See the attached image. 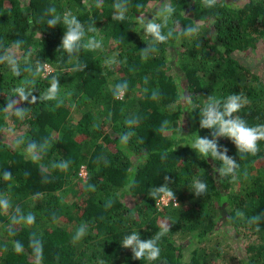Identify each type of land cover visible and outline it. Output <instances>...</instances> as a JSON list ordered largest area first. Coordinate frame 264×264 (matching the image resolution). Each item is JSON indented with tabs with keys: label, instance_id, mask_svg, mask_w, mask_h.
Segmentation results:
<instances>
[{
	"label": "trees",
	"instance_id": "trees-1",
	"mask_svg": "<svg viewBox=\"0 0 264 264\" xmlns=\"http://www.w3.org/2000/svg\"><path fill=\"white\" fill-rule=\"evenodd\" d=\"M113 2L0 0V51L22 41L14 53L22 69L26 58L33 69L37 60L51 67L33 77L26 71L16 76L0 64V199L9 202L7 210L0 209V264H264V218L259 231L248 222L264 213V141L251 155L237 153L221 138L219 146L239 169L235 181L220 178L213 172L220 162L200 158L189 147L193 134L211 138V130L200 128L199 107L189 113L183 102L185 92L198 106L210 95L241 94L247 104L238 115L250 126L264 124V80L234 56L264 44V0H217L211 9L201 0H167L175 12L163 31L171 29L173 36L146 59L141 51L151 37L139 19L151 3L165 0H131L123 21L113 20ZM53 6L58 14L70 11L85 30H98L102 47L80 52L83 71H72L77 61L59 50L63 25L47 27L45 13ZM197 24L198 35H181ZM54 77L61 85L60 106L20 104L27 109L23 120L3 111L8 98L18 99L14 89L22 81H34L38 98ZM125 83L117 93L116 86ZM129 119L138 122L129 128ZM128 131L135 134L125 145L119 138ZM30 141L48 142L38 161L25 152ZM62 162L66 170L58 167ZM166 176L179 207L159 208L148 195ZM194 178L207 182L203 196L191 191ZM29 214L32 224L13 223ZM225 222L241 242L234 254L226 242L230 237L217 234ZM162 224L170 230L159 242L157 261L134 260L121 247L126 235L135 231L150 239ZM81 226L85 232L77 238Z\"/></svg>",
	"mask_w": 264,
	"mask_h": 264
},
{
	"label": "clouds",
	"instance_id": "clouds-1",
	"mask_svg": "<svg viewBox=\"0 0 264 264\" xmlns=\"http://www.w3.org/2000/svg\"><path fill=\"white\" fill-rule=\"evenodd\" d=\"M102 0H97V6H100ZM202 6L205 8H213L217 4V0H201ZM131 0H114L112 4L113 8V20L123 21L126 18V14L129 10ZM175 8L170 4H165L158 12L157 16L161 18L160 23L156 22V19L147 20L146 18H140L139 24L143 28L146 36L151 37L150 44L146 49L141 51L142 58H147L150 53L156 52L157 45L167 42L172 36L173 31H169L165 34L163 29L167 26L169 19L173 16ZM48 17L46 24L48 28H54L57 25L62 24L65 32L61 41L60 49L67 54L69 62L77 61L76 66L72 68V71H83L86 65L78 63V57L82 50L94 51L102 47V42L97 40L96 33L97 28L89 26L85 30L81 21L73 15L70 11H66L63 14H58L56 8L49 7L45 13ZM199 25L185 27L181 33L183 36L194 37L198 35ZM91 33L92 35H89ZM23 42L17 41L16 48H19ZM30 55V54H29ZM114 61L108 60L105 63L111 64ZM0 64H5L9 70L16 76H20L22 71H26L32 74L33 77L38 76L42 70L47 66L45 62L37 60L35 62V69H33L30 61L26 58L24 61V68H21L19 59L9 49L0 51ZM33 80L22 81L21 86L14 89V94L18 99L8 98L6 100V108L3 109L9 116L14 115L20 120H23L27 114V109L19 107L20 104H33L37 100L44 101H57V106L63 103L60 99V88L58 78H52L49 82L48 88L39 95L37 98L33 95L34 88ZM127 85L119 84L116 86L117 93H122L126 89ZM183 102L189 109V113L195 112V109L199 107V126L201 129L211 130V138L208 136L201 137L198 133L193 134L190 148L195 151L198 157L207 159L211 158L212 161H219V167L213 168V172H218L219 177H230L233 181L237 178V170L239 169V163L235 158L230 157L227 152V148H221L218 141L221 138L229 139L236 147L239 154H251L255 155L259 151L258 144L264 141V124H256L250 126L247 121L242 118L238 113L247 104V99L241 94H230L226 98L220 99L214 95L208 96L202 106H198L193 103L192 97L189 93L185 92L183 95ZM138 121L136 119H129L126 124L131 128ZM165 125L161 126V130H165ZM135 133L128 131L120 136L122 144H127L130 138ZM22 140L17 141V145L22 144ZM48 142L37 144L35 141H30L25 147V152L30 156L33 161H38L44 151L48 148ZM61 169L66 170L68 167L67 162H62L58 165ZM4 179H11V172L5 171ZM165 183L160 187L153 186L148 195L155 201L160 203H172L174 206L179 207L175 203L176 196L169 184L172 183L169 177H165ZM191 191L197 197L203 196L208 191V184L206 181L200 178H194L191 183ZM9 202L7 199H0V209L7 210ZM243 215V213H237ZM264 218V213L254 215L249 218L250 224L257 225L256 230L259 231V223ZM26 222L32 224L34 217L29 214L27 217H14L13 223ZM170 230L168 224H162L161 230L150 239L142 240L139 232H132L130 235H126L121 247L124 249H130L132 258L134 260H146L148 262L157 261L160 258L161 249L159 242L162 237ZM85 229L81 226L77 230V238L84 235ZM19 248L20 246L17 245Z\"/></svg>",
	"mask_w": 264,
	"mask_h": 264
},
{
	"label": "rangeland",
	"instance_id": "rangeland-1",
	"mask_svg": "<svg viewBox=\"0 0 264 264\" xmlns=\"http://www.w3.org/2000/svg\"><path fill=\"white\" fill-rule=\"evenodd\" d=\"M165 4H167V0H165V3H156V2L151 3L146 11L145 18L147 20L153 19L157 15V12ZM10 51L15 54L20 53V51L14 47L11 48ZM234 56H236L241 63L248 66L252 71L259 74L261 78L264 80V44H262L258 48L251 49L247 53L237 51L234 53ZM9 135L10 138H13V135L11 134ZM13 140H17V137ZM223 233L227 234L230 237V240L226 241L228 244H230V246L228 247L230 254L239 252L241 247L240 239L238 235L235 233V231H233V229L227 225V222L221 224L219 226V230H217V234H223ZM186 255L187 256L189 255V251H187ZM217 260L219 263L221 262L220 259Z\"/></svg>",
	"mask_w": 264,
	"mask_h": 264
},
{
	"label": "built area",
	"instance_id": "built-area-1",
	"mask_svg": "<svg viewBox=\"0 0 264 264\" xmlns=\"http://www.w3.org/2000/svg\"><path fill=\"white\" fill-rule=\"evenodd\" d=\"M45 68H46L47 71H49L51 69V67L49 65H47ZM80 174H81L82 177H86V168L85 167L81 168V173ZM175 203L178 204L177 200H175ZM170 204H172V203H160V202L157 201V206L159 208H163V207H165L167 205H170Z\"/></svg>",
	"mask_w": 264,
	"mask_h": 264
}]
</instances>
